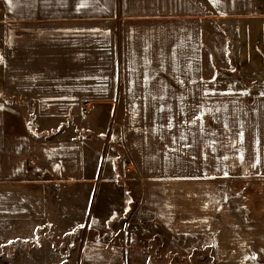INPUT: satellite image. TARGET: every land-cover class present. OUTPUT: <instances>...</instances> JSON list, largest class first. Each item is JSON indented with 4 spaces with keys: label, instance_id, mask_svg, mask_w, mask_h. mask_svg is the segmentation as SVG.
I'll return each instance as SVG.
<instances>
[{
    "label": "crops",
    "instance_id": "obj_1",
    "mask_svg": "<svg viewBox=\"0 0 264 264\" xmlns=\"http://www.w3.org/2000/svg\"><path fill=\"white\" fill-rule=\"evenodd\" d=\"M69 1L0 22V241L21 245L0 264H123L66 237H260L264 0Z\"/></svg>",
    "mask_w": 264,
    "mask_h": 264
},
{
    "label": "rangeland",
    "instance_id": "obj_2",
    "mask_svg": "<svg viewBox=\"0 0 264 264\" xmlns=\"http://www.w3.org/2000/svg\"><path fill=\"white\" fill-rule=\"evenodd\" d=\"M74 0H70L69 4ZM95 3V2H94ZM116 5V3H114ZM40 5V3H39ZM127 8L128 3H120V7ZM26 8H36L33 0H0V22L4 21L5 11L8 14H16L18 11ZM39 8V6H38ZM43 9V6L40 7ZM116 8V7H115ZM106 9H110L107 7ZM119 157V156H118ZM234 181V180H233ZM257 181L252 180L247 183L249 189L255 187ZM129 187L127 192V218H124V222L133 217L137 208V184L136 180L128 181ZM236 181L232 183V188H236ZM264 189V179H259V192ZM246 193V192H245ZM238 192L233 190L234 201L238 202L240 198L237 195ZM245 195V194H242ZM238 197V198H236ZM222 200V199H221ZM185 202L189 200L185 197ZM259 202L264 203V190L259 193ZM191 206V202L189 207ZM137 213V212H136ZM181 213V212H178ZM183 218L185 223H190L191 210H185ZM91 210L85 216V226L88 224ZM138 214H136L137 216ZM140 229H137L139 233H148L145 225L149 224L148 219L144 217H136ZM188 218V219H187ZM234 223V220H233ZM259 220V236L260 237H192L190 233L184 235H178L177 237H66L71 239L70 246L72 250H79V245L91 240H99L104 243L106 248L116 249L118 248L122 253L121 259L123 264H264V226L261 225ZM87 227V226H86ZM234 227V225H233ZM185 231L190 230V226H183ZM245 228V227H244ZM85 229V227H84ZM122 232V231H121ZM123 233V232H122ZM15 232H8L3 234L0 241V250L6 252L0 260H10L7 257L14 255L16 248H21V245H17L15 239H12ZM63 243V242H61ZM68 242L65 241L64 244ZM63 244V245H64ZM60 244V241L57 243ZM6 261V262H7Z\"/></svg>",
    "mask_w": 264,
    "mask_h": 264
},
{
    "label": "built area",
    "instance_id": "obj_3",
    "mask_svg": "<svg viewBox=\"0 0 264 264\" xmlns=\"http://www.w3.org/2000/svg\"><path fill=\"white\" fill-rule=\"evenodd\" d=\"M87 110H88V109H87V103L84 102V103L81 105V110H80V111H81L82 114H85V113L87 112ZM124 170H125L126 172H130V171H129V168H127V167H125ZM130 170H131V169H130Z\"/></svg>",
    "mask_w": 264,
    "mask_h": 264
},
{
    "label": "snow or ice",
    "instance_id": "obj_4",
    "mask_svg": "<svg viewBox=\"0 0 264 264\" xmlns=\"http://www.w3.org/2000/svg\"><path fill=\"white\" fill-rule=\"evenodd\" d=\"M84 5L83 4H81V7H83Z\"/></svg>",
    "mask_w": 264,
    "mask_h": 264
},
{
    "label": "trees",
    "instance_id": "obj_5",
    "mask_svg": "<svg viewBox=\"0 0 264 264\" xmlns=\"http://www.w3.org/2000/svg\"><path fill=\"white\" fill-rule=\"evenodd\" d=\"M7 100H10V99H7Z\"/></svg>",
    "mask_w": 264,
    "mask_h": 264
}]
</instances>
